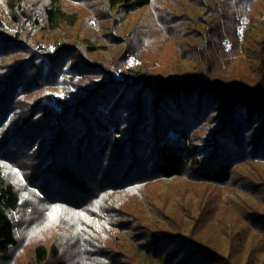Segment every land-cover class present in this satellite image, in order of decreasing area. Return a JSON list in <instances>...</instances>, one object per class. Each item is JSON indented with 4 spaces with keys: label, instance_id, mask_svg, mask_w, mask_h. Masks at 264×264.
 I'll list each match as a JSON object with an SVG mask.
<instances>
[{
    "label": "trees",
    "instance_id": "trees-1",
    "mask_svg": "<svg viewBox=\"0 0 264 264\" xmlns=\"http://www.w3.org/2000/svg\"><path fill=\"white\" fill-rule=\"evenodd\" d=\"M1 1L0 264L21 244L23 205L1 163L57 210L32 264H87L86 245L107 264H264V0ZM144 8L151 19L132 34L126 19ZM159 38L174 59L141 48ZM110 43L113 60L100 52ZM129 56L144 61L126 69ZM145 181L224 187L240 213L227 222L203 193L184 220L182 202L151 194L149 218L104 193Z\"/></svg>",
    "mask_w": 264,
    "mask_h": 264
},
{
    "label": "rangeland",
    "instance_id": "rangeland-1",
    "mask_svg": "<svg viewBox=\"0 0 264 264\" xmlns=\"http://www.w3.org/2000/svg\"><path fill=\"white\" fill-rule=\"evenodd\" d=\"M89 1V0H88ZM0 3L2 1L0 0ZM92 3V2H90ZM153 14V10L150 8H144L137 12H132L128 15V18L126 19L129 27V32L132 34L135 32L137 34H142L143 29L141 31H138L137 28H144V24L148 23L151 19V15ZM125 22V21H123ZM120 30V28H119ZM114 30L112 34L118 35L119 33H122V29ZM61 32L59 34H56V36L61 37L62 33L65 34L66 30H60ZM111 33V32H109ZM240 33V31H239ZM134 38V37H133ZM108 50L107 51H100L104 53V58L109 60H113L112 58H115L119 55V47L120 44H107ZM141 48L144 49L146 52L154 53V52H163L166 56L171 55L173 53L172 48L170 47V43H168L165 39H147L146 42L142 43ZM96 54L101 55L99 52ZM174 55H171L168 58L169 60L172 58L174 59ZM177 56V55H176ZM171 59V60H172ZM144 60H137L134 58V56H129L125 65V68H132L134 66H138L143 62ZM157 61V60H153ZM151 61V62H153ZM165 63V62H164ZM170 63V62H169ZM158 67V63H155ZM166 64V63H165ZM120 79V75H117ZM64 78V77H63ZM51 96L49 99V104L53 106V109H58V101L64 99L63 95L64 92L61 88L56 90H51L50 92ZM27 100L34 99L31 95H27ZM3 133V131L0 133V135ZM20 165H23V162H20ZM30 162L27 164L29 167ZM2 171L4 173V180L11 183L14 188L16 187V191L19 193V195L22 198V204L18 207L16 210L17 212L14 214L15 219L17 221V228L19 230V237L21 244L20 246L12 250V252L8 255V259L6 261V264H32V250L35 245L45 243L48 241L49 234L54 235L55 231L57 229L58 225V218H57V210L52 207H44L40 206L37 207L39 204L37 196H33L31 199L28 197L35 193L31 190H25L24 185H26V182L28 180L24 176L25 170H21L18 168L11 167L9 165H4L1 163ZM19 171V172H18ZM22 172V173H21ZM24 173V174H23ZM146 183L137 185L136 187L126 189V190H119L118 188H111V193H107L104 191L106 195H108L113 201H115L118 205L120 203H123L127 199H133L134 200V210L138 211L140 215L143 214V216H147L149 218L150 214H154V210L149 209L151 208L150 203L152 202L151 198L145 199L146 196L155 194L157 199L160 201L161 199H165L166 201H178L182 202L180 208V211L182 212V219L188 220L189 217H193L196 219L198 216L197 212V204H196V198L199 196H202L203 193L208 194L210 198L214 199L212 203H216L219 208H222L226 211H228V216L225 218V220L228 222L233 217V212L240 213V209L237 207H233L232 203L229 202V198H223L226 195H229L231 193V190L226 189L224 187L215 186V185H201L200 188L192 187L190 184H177L178 186H169L171 183L163 184V183H157L152 181H145ZM108 189V188H106ZM122 192V193H121ZM26 195V198L24 197ZM216 196H220L222 199L217 200ZM105 196H103L104 198ZM116 197V198H115ZM103 200V206L107 208L108 201ZM191 198V199H190ZM26 200H29L34 204L33 207H31ZM86 202V200H85ZM246 202L252 203L251 199L246 200ZM185 207H189V212L184 211ZM34 210V211H33ZM37 219L39 222H36L34 219ZM116 221H120L117 219ZM89 222V223H88ZM86 223L91 224L92 221L88 220ZM218 223V222H217ZM219 224V223H218ZM122 228V227H121ZM131 229H134L130 227ZM107 235V236H106ZM115 236V235H114ZM111 240L110 245H106L107 249H104V252L107 250L113 249V245L115 244V239ZM102 239L105 241L108 238V234L103 233ZM117 239V238H116ZM110 242V241H109ZM124 243L125 248L129 246V243H134V241H120L119 243ZM218 245H225V242H218ZM117 245V244H116ZM115 245V246H116ZM124 249L121 247L117 248ZM85 259L87 264H107L108 259H111V254H107L106 257H102L101 254H99L98 251L95 252L96 254H91L92 247L90 245L85 246ZM103 254V253H102ZM5 264V262H4Z\"/></svg>",
    "mask_w": 264,
    "mask_h": 264
},
{
    "label": "built area",
    "instance_id": "built-area-1",
    "mask_svg": "<svg viewBox=\"0 0 264 264\" xmlns=\"http://www.w3.org/2000/svg\"><path fill=\"white\" fill-rule=\"evenodd\" d=\"M242 33V30H240V34Z\"/></svg>",
    "mask_w": 264,
    "mask_h": 264
}]
</instances>
